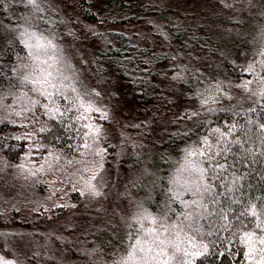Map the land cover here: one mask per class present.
I'll return each instance as SVG.
<instances>
[{
  "label": "trees",
  "instance_id": "obj_1",
  "mask_svg": "<svg viewBox=\"0 0 264 264\" xmlns=\"http://www.w3.org/2000/svg\"><path fill=\"white\" fill-rule=\"evenodd\" d=\"M64 1L73 2L87 23L139 21L151 28L149 23L164 22L167 41L196 66L177 63L168 50L147 54L122 36L104 41L98 58L138 103L170 109L167 82L182 97L216 102H195L177 119L185 128L170 123L128 155L131 166H147L130 182V189L142 191L143 217L117 211L61 236L66 249L54 250L51 264H258L264 229L256 228L252 213L264 222V0H201L205 18L198 22L165 0H104L100 8L94 0ZM6 23L11 29L0 38V155L11 166L5 168L17 165L33 182L44 214L57 217L93 201L102 207L118 144L101 128L94 95L68 70L54 22L19 12ZM242 85L250 87L248 99L223 94V88ZM45 104L63 115L53 117ZM182 158L186 162L178 165ZM246 232L255 234L254 242L241 241ZM4 259L0 264H19Z\"/></svg>",
  "mask_w": 264,
  "mask_h": 264
},
{
  "label": "rangeland",
  "instance_id": "obj_2",
  "mask_svg": "<svg viewBox=\"0 0 264 264\" xmlns=\"http://www.w3.org/2000/svg\"><path fill=\"white\" fill-rule=\"evenodd\" d=\"M103 1L94 0V6L102 7ZM165 1L181 7L182 12L187 11L184 14L187 13V17L190 15L192 22L205 18L200 14L201 6L204 4L201 0H178L182 2L179 5L173 3L177 0ZM9 12L12 14L9 15ZM19 12H23V15L41 14L56 24L54 37L65 55L68 70L75 74V80L80 82L89 94L94 95L99 117L103 120L101 128L118 144L112 173L114 176L110 187L104 191L105 203H102V207L93 201L90 207L67 208L57 217L38 210L41 193L36 192L33 182L21 174V169L16 164V167L6 169L11 165L3 163L4 159L0 155V262L6 261L4 258L11 257L19 264H51L56 260L51 259L54 257V250L66 249L59 242L61 236L71 237L69 236L71 231L75 232L86 226L99 224L104 216L111 214L118 216L117 211L121 212L123 217L137 215L143 217L140 201L142 191L130 189V182L138 177L139 173L147 171V166L146 164L131 166L128 155L135 153V148L141 144H146L150 136L153 137L167 128L169 130L170 123L179 130L185 128L182 127L185 125L178 123L179 115L196 105L195 102L207 104L214 99L182 97L175 86L167 82L165 86L171 90L173 104L170 109L159 112L158 108L138 103L131 95L129 87L98 58L96 52L104 41L123 37L127 44L135 48H143L147 54L156 55L162 50H168L174 55L177 63L196 69L182 49L167 41L164 22L149 23L151 28L145 27L139 21L113 24L107 20H100L97 23H87L79 16L76 5L70 1L0 0V38L2 32L8 33V29H11L6 22H11L12 17L17 16ZM210 23L215 26L214 23ZM32 46L36 52L37 47L33 44ZM41 50L45 53V49L38 51ZM62 65L64 67V62ZM150 65L161 68V65ZM53 69L57 72V69ZM248 90L247 86L243 85L227 87L223 88V94L242 101L248 99ZM221 102L222 99L219 97L218 103ZM184 162L186 161L182 158L178 161V165H183ZM29 173L27 175L31 174ZM85 195L91 201L94 199L87 197L86 192ZM90 256L95 257L97 261L105 262L103 257L100 259V256L93 252ZM134 263L136 262L132 261V264Z\"/></svg>",
  "mask_w": 264,
  "mask_h": 264
},
{
  "label": "snow or ice",
  "instance_id": "obj_3",
  "mask_svg": "<svg viewBox=\"0 0 264 264\" xmlns=\"http://www.w3.org/2000/svg\"><path fill=\"white\" fill-rule=\"evenodd\" d=\"M30 2H34V0H30ZM29 46H31V45H29ZM44 83H47V81H44ZM248 83H251V81H248ZM53 87H55L54 85H53ZM37 91H40L39 89H37ZM41 95H44L46 98L47 97H51V93H48V92H46V91H42L41 92ZM36 103H38V102H36ZM43 107L44 108H46V109H48V111L50 112V113H52V116L54 117L55 116V114H57V113H60V109L58 108V107H49V105L48 104H45V105H43ZM86 111H91V109H87ZM61 115H63L62 113H60ZM80 118H84V119H86V117H80ZM79 119V118H78ZM85 127H88V125H85ZM98 131V130H97ZM85 146H87V145H85ZM93 179H95V177H93ZM252 215H253V217L254 218H256L257 219V223H256V228L257 229H264V222H260L259 221V217L257 216V214L255 213V212H253L252 213ZM254 233H248V232H246L245 233V235L243 236V237H241V241L243 242V243H245V244H247V243H249V242H254ZM258 242H259V244L260 245H264V237H259L258 238ZM253 251V249H249V253H251ZM260 251L262 252V253H264V247H262L261 249H260ZM249 253H245V255L247 256V255H249ZM258 264H264V259H262V260H260L259 262H258Z\"/></svg>",
  "mask_w": 264,
  "mask_h": 264
}]
</instances>
